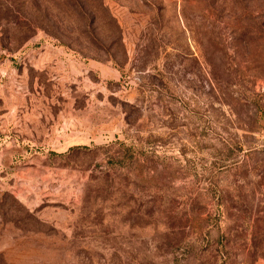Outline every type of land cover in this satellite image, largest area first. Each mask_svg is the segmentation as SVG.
Segmentation results:
<instances>
[{
  "label": "rangeland",
  "instance_id": "1",
  "mask_svg": "<svg viewBox=\"0 0 264 264\" xmlns=\"http://www.w3.org/2000/svg\"><path fill=\"white\" fill-rule=\"evenodd\" d=\"M0 264H264V0H0Z\"/></svg>",
  "mask_w": 264,
  "mask_h": 264
}]
</instances>
